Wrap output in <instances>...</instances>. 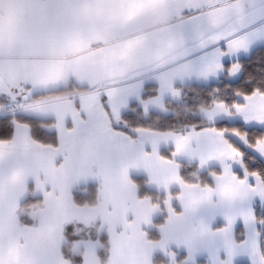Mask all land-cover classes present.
I'll return each instance as SVG.
<instances>
[{
	"label": "crops",
	"instance_id": "crops-1",
	"mask_svg": "<svg viewBox=\"0 0 264 264\" xmlns=\"http://www.w3.org/2000/svg\"><path fill=\"white\" fill-rule=\"evenodd\" d=\"M187 1L184 5L190 6L192 0ZM205 1L202 8L180 17L173 14L170 0H89L82 15L78 0L54 3L60 14L54 28L64 27L63 19L81 17L88 32L86 46L102 53L103 73L98 84L84 87L88 93L78 100L82 120L77 129L55 131L57 149H41L30 128L19 123H14L11 143L0 146V264H71L62 254L64 228L78 220L99 222L109 244L107 264H154L156 256L171 263L178 254L188 263L214 264L231 256L223 249V238L231 247L241 246L236 242L238 228L243 222L254 227L256 208L264 211L261 181L234 176L224 181L219 176L213 188H201L180 178L181 163L219 168L220 133L138 131L131 140L111 129L133 105L144 114L165 113L166 103L179 101L187 86L216 82L224 73L238 77V62L264 47V0ZM43 12L29 16L27 30L41 31L45 25L42 30L47 32L52 27L48 18L41 19ZM210 19L219 27H211ZM27 20L24 17L23 24ZM73 36L60 38V44L70 48L64 53L69 56L78 51L79 40ZM71 69L79 78L77 69ZM101 109L108 116L97 125L94 117ZM163 150L171 151V161L161 156ZM135 177L144 178L149 190L166 195L167 218L155 242L148 234L159 211L139 197ZM95 184L98 205L77 206L73 192ZM174 190L179 193L177 214L170 196ZM24 211L32 226L21 224ZM255 247L250 263L259 254ZM75 249L82 254L81 264H102L97 241L78 243Z\"/></svg>",
	"mask_w": 264,
	"mask_h": 264
},
{
	"label": "rangeland",
	"instance_id": "rangeland-1",
	"mask_svg": "<svg viewBox=\"0 0 264 264\" xmlns=\"http://www.w3.org/2000/svg\"><path fill=\"white\" fill-rule=\"evenodd\" d=\"M56 1L57 0H0V99L5 100V102L3 101V103H0V117L6 115L13 116L15 114H22L25 116H28V114L32 116L39 115L50 122L49 126L46 127L48 130L63 132L70 128L76 130L82 120L81 113L78 112V100L88 93L85 92L86 90L84 87L90 88L98 84L100 74L103 73L100 71L101 62L99 61V54L102 56V53L96 51L93 45L91 47L86 46V43H88L89 46L88 32L85 30L86 26L82 24L81 17L76 16L77 18H75L73 22H71L72 18L68 20L63 19L62 21L66 25H63L64 27L54 28L56 14L60 15L56 12V4H54ZM78 1L82 3V7H80L82 12L80 14L87 13V7H84V5L86 2H89V0ZM93 1L96 0H92V2ZM170 1L173 2V14L176 17L184 15L189 7L186 6L188 5L187 0ZM216 1L218 2L219 0H214V2ZM45 3H52V5L43 6ZM206 3L207 1L205 0H192L191 5L197 6V9H199ZM181 7H183L185 11L182 15H178L177 13ZM41 9L44 10V16L42 17L41 15V19L48 18L50 20L49 24L52 27L46 28L48 30L47 32L42 30V27L45 25L41 26V31L27 30L26 26L31 23L29 16L35 13L38 14ZM159 13L161 15L160 17L165 16V14H163L165 13L164 11H160ZM61 16L65 15L61 14ZM24 17L28 19L24 23L25 25L23 24ZM39 26L34 25V28ZM51 34L54 38H49ZM65 34H67L68 37L74 35L73 40H79L78 51L73 56L64 54L69 51L70 48L63 47V45L60 44V38ZM40 51H42V54L47 52L49 55H41ZM85 61L88 62L86 63ZM71 68L77 69L79 78L74 77L71 73ZM39 70L42 72L39 73ZM240 76L241 69L238 77L231 75L226 76L224 73L220 78L236 82L239 80ZM62 80H65L62 85L53 88V86H56L54 84ZM73 80L80 84H73ZM26 87L27 90L25 89ZM51 92L54 93L44 96V94ZM37 94H39L38 97L32 99L33 96ZM239 99L242 104H235L231 109L220 102H211L208 107H197L193 114L201 118L207 124L219 122H227L229 124L241 123L246 129L264 130V94L259 95L255 93L251 96L239 97ZM34 107L37 109L28 111L29 108L34 109ZM95 114L94 119L97 125L104 123L105 117L108 116L103 109ZM87 116L89 119H93L92 114ZM208 129L221 134L220 140L223 143V148L222 146H218L219 149H217V165L220 170L219 176L221 180H230L231 178H228L230 176H234L238 180L250 178L259 179L256 174L246 173L244 168L245 155L238 150L235 143L242 146L248 153H251L264 164V139L258 141L255 146H250L244 133L241 134L229 129ZM229 138L233 139L234 143L229 142ZM57 142L59 145L58 137ZM200 169L204 170L201 167ZM236 171L243 175L242 179H239L238 175L235 173ZM165 202L163 204L164 208ZM152 205L159 211L160 216L162 212L161 209L153 203ZM258 210L261 211V209L256 208L254 227L246 222H243V225L239 227L241 231L238 235L242 238V241L238 242L236 240V242L241 246L238 245L236 247L233 245V247H231L226 244L225 238L221 240L223 242L224 251L228 252L231 256L230 258L223 259L221 262L214 264H230L232 263L231 261L234 260L246 261V263L249 262L248 264H264V258L261 256L260 233L256 221V213ZM151 232H149V234ZM255 245L259 248V254L256 256L254 262L250 263L249 254L256 248ZM180 255L181 254H178L176 260L171 263L161 256L159 257H161L162 262H159V260L157 261L158 264H197V262H199L188 263L187 260L184 261L185 256L183 254L184 259L179 260ZM206 264L209 263L206 262Z\"/></svg>",
	"mask_w": 264,
	"mask_h": 264
},
{
	"label": "trees",
	"instance_id": "trees-1",
	"mask_svg": "<svg viewBox=\"0 0 264 264\" xmlns=\"http://www.w3.org/2000/svg\"><path fill=\"white\" fill-rule=\"evenodd\" d=\"M238 65L241 68V76L238 81L229 82L224 78H220L216 82L206 85L187 86L183 88L179 101H169L166 103L165 113L144 114L138 106L133 105L117 123L111 125V129L131 140H135L134 133L138 131L160 134H186L190 131L198 132L208 128L218 130L229 129L241 134L244 133L248 144L255 146L258 141L264 139V130L246 129L241 123L229 124L227 122H219L207 124L193 114L197 107H208L211 102H220L231 109L235 104H242L239 97H247L255 93L259 95L264 94V47L253 51L250 56L240 60ZM25 89L27 90V87ZM52 93L54 92L44 94V96L52 95ZM38 95H34L32 99L38 97ZM3 101L5 102L4 99H0V103H3ZM14 123L28 126L31 131L32 140L40 148H58L56 133L46 128L50 124L49 121L22 114L0 117V146H8L11 143ZM228 140L234 143L233 139L229 138ZM235 145L245 155L244 168L246 173L256 174L264 185V164L251 153H248L242 146L236 143ZM161 156L168 161L172 160L170 150H163ZM180 165V178L184 184L195 185L201 188H213L215 186L220 173L219 168L202 170L197 164L181 163ZM235 173L239 179H242L243 175L240 172L236 171ZM133 182L138 189L139 197L150 200L162 211L160 216L153 221V230L149 234V238L155 242L159 239V229L167 218L163 205L166 201V195L149 190L146 187V180L142 177H135ZM170 196L173 197L172 207L174 213L177 214L180 212L178 191H172ZM73 200L79 207H96L98 205V185H89L74 191ZM30 201L33 200L30 199ZM25 211L20 213L21 224L23 226H32L33 220L27 214H24ZM256 215L257 228L260 233L261 256L264 258V211L258 210ZM240 231L241 228L237 230V235ZM236 239L238 242L242 241L239 235ZM89 241H97L100 244L98 257L102 264H107L109 257L108 239L106 234L101 232L100 224L96 220H78L65 226L62 246L64 259L71 264H81L82 254L75 249V245ZM181 259H184L182 254L179 256V260ZM157 260L162 262L161 257L157 256L154 261L155 264H158ZM197 264H206V262L199 261Z\"/></svg>",
	"mask_w": 264,
	"mask_h": 264
},
{
	"label": "snow or ice",
	"instance_id": "snow-or-ice-1",
	"mask_svg": "<svg viewBox=\"0 0 264 264\" xmlns=\"http://www.w3.org/2000/svg\"><path fill=\"white\" fill-rule=\"evenodd\" d=\"M188 11H196L197 10V6H193V5H190L187 9ZM185 11V9L183 7L180 8L179 12L177 13L178 15H182L183 12ZM207 23L211 26V27H219V23L217 22H214L213 20H208ZM225 41H227V37H224L223 38ZM217 44L220 43L219 40L216 41Z\"/></svg>",
	"mask_w": 264,
	"mask_h": 264
}]
</instances>
